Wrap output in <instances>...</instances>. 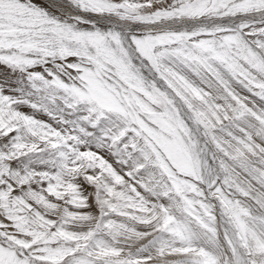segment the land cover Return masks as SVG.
<instances>
[{
	"label": "snow or ice",
	"instance_id": "6c2138e0",
	"mask_svg": "<svg viewBox=\"0 0 264 264\" xmlns=\"http://www.w3.org/2000/svg\"><path fill=\"white\" fill-rule=\"evenodd\" d=\"M0 264H264V0H0Z\"/></svg>",
	"mask_w": 264,
	"mask_h": 264
}]
</instances>
